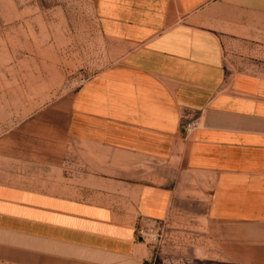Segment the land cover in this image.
I'll return each instance as SVG.
<instances>
[{
    "label": "crops",
    "instance_id": "1",
    "mask_svg": "<svg viewBox=\"0 0 264 264\" xmlns=\"http://www.w3.org/2000/svg\"><path fill=\"white\" fill-rule=\"evenodd\" d=\"M97 7L103 32L128 50L75 92L67 128L110 161L125 156L129 167L104 177L116 192L82 196L0 182V257L143 264L141 227L169 213L173 192L139 181L140 168L131 166L140 159L180 157L211 186L212 220L264 224V0H98ZM213 10L249 17L238 20L243 44L258 52L244 55L248 68L225 59L223 35L232 32L224 28L240 25L235 15ZM191 119L199 126L187 133Z\"/></svg>",
    "mask_w": 264,
    "mask_h": 264
},
{
    "label": "rangeland",
    "instance_id": "2",
    "mask_svg": "<svg viewBox=\"0 0 264 264\" xmlns=\"http://www.w3.org/2000/svg\"><path fill=\"white\" fill-rule=\"evenodd\" d=\"M97 6L98 0H0V182L75 196L117 191L104 177L122 173L127 158L110 161L67 128L75 92L128 50L103 32ZM208 12L235 15L240 25L224 28L232 32L223 35L225 59L248 68L244 55L258 52L243 44L246 28L238 20L249 17ZM137 162L131 167L140 168L139 181L173 192L169 213L141 227L143 264H264V224L212 220L211 186L180 157ZM0 264L19 263L0 257Z\"/></svg>",
    "mask_w": 264,
    "mask_h": 264
},
{
    "label": "built area",
    "instance_id": "3",
    "mask_svg": "<svg viewBox=\"0 0 264 264\" xmlns=\"http://www.w3.org/2000/svg\"><path fill=\"white\" fill-rule=\"evenodd\" d=\"M198 126H199V122L196 119H191L185 124V128H186L187 133L194 131ZM158 236H161V234L159 233V229H157V231H156V234L154 236V240H156Z\"/></svg>",
    "mask_w": 264,
    "mask_h": 264
}]
</instances>
